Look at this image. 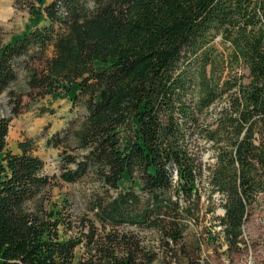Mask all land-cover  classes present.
Wrapping results in <instances>:
<instances>
[{
  "label": "trees",
  "instance_id": "trees-1",
  "mask_svg": "<svg viewBox=\"0 0 264 264\" xmlns=\"http://www.w3.org/2000/svg\"><path fill=\"white\" fill-rule=\"evenodd\" d=\"M14 4L29 25L0 46V93L21 70L30 94L85 111L48 139L78 150L59 154L52 177L28 143L7 147L0 115V264H211L189 236L203 187L220 195L217 236L238 250L264 202V0ZM8 95L19 114L22 96ZM88 176L104 232L81 218L78 234L60 237L73 221L66 205L46 207L45 188ZM129 227L155 233L160 250Z\"/></svg>",
  "mask_w": 264,
  "mask_h": 264
},
{
  "label": "rangeland",
  "instance_id": "rangeland-1",
  "mask_svg": "<svg viewBox=\"0 0 264 264\" xmlns=\"http://www.w3.org/2000/svg\"><path fill=\"white\" fill-rule=\"evenodd\" d=\"M28 25L29 13L25 8L16 6L14 0H0V46L13 36L21 34ZM18 72L16 81L0 93V115L10 118L7 147L18 152V142L28 143L32 153L44 162L42 174L57 176L60 171L59 154L77 153L78 150L71 141L58 147L48 146L47 141L53 133L62 130L69 119L82 115L85 109L80 103L73 105L66 99H55L48 94L40 97L30 94L25 84L24 72ZM9 90L22 96V111L17 115L11 114ZM203 161H212L208 151L203 153ZM52 182L55 184L45 188L44 204L47 207L50 201L66 205L65 213L73 221L71 229L61 228L60 237L78 234L81 218L90 219L98 227L99 233L104 232L92 209L93 197L101 192L97 182L90 176L75 183H65L57 178ZM201 204L203 216L197 226H192L193 233L189 236L202 242V254L211 264H264V202L259 201L254 205L243 226L242 245L232 252L227 250L222 238L217 236L219 227L216 219L223 214L220 195L214 193L209 196L208 188L203 187ZM129 229L138 235L142 244L153 246L156 251L160 250L155 233L136 227ZM207 231H211L209 237L212 236V239L207 238Z\"/></svg>",
  "mask_w": 264,
  "mask_h": 264
},
{
  "label": "water",
  "instance_id": "water-1",
  "mask_svg": "<svg viewBox=\"0 0 264 264\" xmlns=\"http://www.w3.org/2000/svg\"><path fill=\"white\" fill-rule=\"evenodd\" d=\"M105 95H106L105 91L102 90V91L100 92V99H104V98H105Z\"/></svg>",
  "mask_w": 264,
  "mask_h": 264
}]
</instances>
